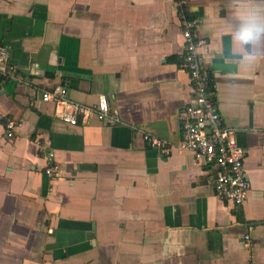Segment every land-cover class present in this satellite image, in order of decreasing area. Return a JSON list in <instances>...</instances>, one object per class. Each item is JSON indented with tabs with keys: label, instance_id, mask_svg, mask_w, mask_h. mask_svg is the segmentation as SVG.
I'll return each instance as SVG.
<instances>
[{
	"label": "crops",
	"instance_id": "obj_1",
	"mask_svg": "<svg viewBox=\"0 0 264 264\" xmlns=\"http://www.w3.org/2000/svg\"><path fill=\"white\" fill-rule=\"evenodd\" d=\"M188 1L210 92L246 152L245 203L220 201L191 154L145 140L176 147L193 92L172 0H0L21 77L0 82V264H264V59L233 39L264 0ZM247 52L264 56V37ZM58 86L89 107L105 96L120 124L62 122L41 99Z\"/></svg>",
	"mask_w": 264,
	"mask_h": 264
},
{
	"label": "built area",
	"instance_id": "obj_2",
	"mask_svg": "<svg viewBox=\"0 0 264 264\" xmlns=\"http://www.w3.org/2000/svg\"><path fill=\"white\" fill-rule=\"evenodd\" d=\"M172 1L184 25L182 67L189 75L193 92L190 103L183 107L179 115L182 127L180 143L172 147L150 136H146L145 140L166 156L173 150L191 154L204 167L215 196L224 203L241 207L251 188L245 167L246 152L237 141L236 130L224 123L217 102L210 92V73L199 51L202 41L196 36L200 21L190 17L188 0ZM2 80L21 81L16 66L11 63L10 49L5 45H0V82ZM41 99L46 103H54L59 109L58 118L68 125H76L79 118L84 123L95 118L108 126H116L121 122L120 116L110 110L105 96L99 97L95 107H89L71 101L66 88L58 86L42 91ZM4 119L0 111V121ZM14 127L13 121L6 122V138L13 137ZM47 159L45 174L58 176L59 165L54 153L50 152ZM244 239L248 241L249 237Z\"/></svg>",
	"mask_w": 264,
	"mask_h": 264
},
{
	"label": "clouds",
	"instance_id": "obj_3",
	"mask_svg": "<svg viewBox=\"0 0 264 264\" xmlns=\"http://www.w3.org/2000/svg\"><path fill=\"white\" fill-rule=\"evenodd\" d=\"M261 37H264V18L258 17L255 14H250L241 23L240 27L236 30L233 39L240 46H243L244 58L258 62L260 59H264V56H254L247 52V47L259 41Z\"/></svg>",
	"mask_w": 264,
	"mask_h": 264
},
{
	"label": "water",
	"instance_id": "obj_4",
	"mask_svg": "<svg viewBox=\"0 0 264 264\" xmlns=\"http://www.w3.org/2000/svg\"><path fill=\"white\" fill-rule=\"evenodd\" d=\"M258 224H264V221L262 223H258Z\"/></svg>",
	"mask_w": 264,
	"mask_h": 264
}]
</instances>
